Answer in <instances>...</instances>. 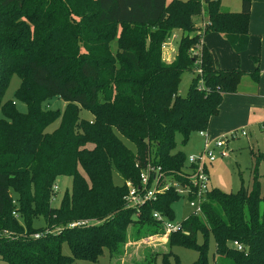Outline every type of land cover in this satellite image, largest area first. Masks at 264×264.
<instances>
[{"label": "trees", "instance_id": "1", "mask_svg": "<svg viewBox=\"0 0 264 264\" xmlns=\"http://www.w3.org/2000/svg\"><path fill=\"white\" fill-rule=\"evenodd\" d=\"M251 7L252 0H242L240 12L224 11L220 0H0V264L93 263L106 250L111 258L121 256L128 236L130 242L165 236L153 214L173 220L172 205L181 197L172 189L140 211L128 209L127 188L114 185L113 172L137 185L140 167L151 162L186 182L177 176L189 167L175 152L176 136L185 144L193 132L206 131L225 94L237 93L244 77L256 84L260 78L259 55L251 56V71L223 69L204 36L216 33L235 53L245 52ZM177 32V55L167 63L164 46ZM185 73L196 75L181 97ZM15 74L21 79L16 99L26 113L2 102ZM53 97L65 102L62 111L42 107ZM81 109L93 118L81 119ZM56 121L58 128L47 132ZM251 157V188H211L201 213L167 235L168 251L151 253L149 263L161 256L171 264L172 248L186 247L198 253L193 264H264V181L258 174L264 152L252 150ZM61 177L72 178V191L54 208ZM40 219L44 227L34 228ZM78 221L87 226L69 227ZM39 233L44 236L35 239ZM209 237L215 241L212 262Z\"/></svg>", "mask_w": 264, "mask_h": 264}, {"label": "rangeland", "instance_id": "2", "mask_svg": "<svg viewBox=\"0 0 264 264\" xmlns=\"http://www.w3.org/2000/svg\"><path fill=\"white\" fill-rule=\"evenodd\" d=\"M186 1V0H181ZM241 1L242 0H220L221 7L224 11L231 12H240L241 11ZM200 25V24H199ZM218 34L208 33L204 36L206 42H215V37ZM220 36V35H219ZM181 38L180 32L175 33L168 43H170L168 49L172 48L177 50L178 44ZM224 39V38H223ZM228 43V42H227ZM207 46V45H206ZM209 47V46H208ZM167 48V46H166ZM165 48V49H166ZM210 49V47H209ZM231 56L235 61L236 67H241L243 64V55L240 58L234 54L231 50ZM196 73H185L182 76L181 83L178 89V95L185 97L188 93L192 79ZM21 85V79L18 75H13L10 79L9 85L3 95L2 102L12 101L15 103V107L21 113L27 112V106L16 99V93ZM253 87V88H252ZM256 91V87L252 86L251 83L245 84L244 81L238 86V91L235 94H225L220 106V113L218 116L213 117L209 121V125L205 133H207V141H212L216 137L214 136H226L224 141V147L221 149H213L216 160L212 163H207V170L209 176L208 189L215 188L219 189L222 192L226 193H237L242 185L245 188L250 189L253 177H254V167L252 165L251 151H261L264 152V129L261 130L258 127L251 126L250 124H238L237 121L239 118L238 110L240 109L235 105L236 94L239 91ZM65 102L59 97H53L43 103L42 107L46 110H63L65 107ZM221 116H228L229 119L227 125H236L229 132H222L217 135H213L217 130L221 129L219 124ZM3 118V114L0 108V119ZM80 118L85 120H91L93 116L90 112L81 109ZM60 125V121H56L52 124L47 132H53ZM231 126V127H232ZM212 132V133H211ZM118 135V134H117ZM122 142L131 150H135L134 146L125 138L118 135ZM206 139L201 137L199 132H193L188 141L185 144H182V136H176V148L175 152H182L185 157V163L188 165V159L192 155H197L202 153L205 148ZM258 174L261 177L262 182L264 181V163H262L258 168ZM113 183L118 187L124 185L123 178L116 172H113ZM57 191L56 195L52 200V207L58 208L61 206L62 200L65 197L66 193H71L72 191V178L61 177L57 181ZM16 198V195L14 194ZM174 212V219L169 221L172 224L183 223L195 212V208L191 207L188 201L185 198H181L179 201L175 202L172 205ZM34 228L39 229L44 227V222L42 219L37 220L33 224ZM138 224L131 225L128 228V234L132 235ZM133 239L131 236H128V244H124L122 247V255L118 258H111L109 251L106 250L104 255L99 258L96 262H88L86 260H78L74 264H151L149 263L151 253L156 252H167L168 248L166 246L167 237L163 236L161 238L148 237L140 240L139 242H130ZM204 242V239L201 234L197 236V243L201 244ZM148 248V249H146ZM208 248H209V259L211 262L216 257L215 255V241L212 237L208 239ZM62 253L66 257L71 256V250L67 243L62 244ZM172 257L170 258V263L174 264L176 258L179 260L180 264H193L197 258L198 253L192 249L186 247H174L172 248ZM152 264H163L162 257L158 256L154 259Z\"/></svg>", "mask_w": 264, "mask_h": 264}, {"label": "built area", "instance_id": "3", "mask_svg": "<svg viewBox=\"0 0 264 264\" xmlns=\"http://www.w3.org/2000/svg\"><path fill=\"white\" fill-rule=\"evenodd\" d=\"M167 44L164 46L166 48ZM201 137H205L206 143L202 153L192 155L188 159L189 169L179 173L177 176L185 180V183L177 180L173 174L167 175L163 172L161 166L153 165L149 162L146 166L140 167V182L134 184L132 181H125L127 194L124 197L126 208L140 211L141 207L149 202H156L158 197L169 190H174L181 198H185L189 205L195 208L193 214H200L202 204L204 203L208 189V170L207 163H212L216 160L213 149H221L224 147L226 136L207 141V133L200 132ZM140 166L139 163L136 165ZM58 187L55 186V190ZM153 217L159 223H162L165 228V236L180 229L181 224H172L161 213L155 212ZM86 221H78L69 224L70 228H80L87 226ZM44 234H35L34 238L39 239ZM235 246L241 250L242 247L235 242Z\"/></svg>", "mask_w": 264, "mask_h": 264}, {"label": "crops", "instance_id": "4", "mask_svg": "<svg viewBox=\"0 0 264 264\" xmlns=\"http://www.w3.org/2000/svg\"><path fill=\"white\" fill-rule=\"evenodd\" d=\"M168 3L172 0H167ZM249 32L250 39L248 43V47L245 52L241 54H237L232 49L231 45L228 41L223 39L221 36L215 37V42H210L203 39V44L209 46L210 49H213L217 56L219 63L223 69L236 68L235 61L231 56V50H233L234 54L238 56V58L243 55V64L241 65L243 70L251 71L254 68V65L251 61V56L259 55L260 58V78L259 82L256 84L252 81L250 77H244L242 81L245 84L251 83L252 86L256 87V91H239L237 99L235 101V105L239 107L238 119L237 123L239 124H250L251 126L258 127L259 129H264V0H252L251 14H250V22H249ZM169 42V41H168ZM228 42V43H227ZM170 43H167V48L163 50V60L167 63L172 62L176 55L177 50L175 52L174 49H168ZM208 47V48H209ZM240 67V66H239ZM253 88V87H252ZM220 113V110H219ZM229 117L221 116L219 124L221 125V129L217 130L213 135L220 134L222 132H229L238 124L227 125ZM232 126V127H231ZM223 136V135H222ZM222 136H214L220 138ZM254 151V150H253Z\"/></svg>", "mask_w": 264, "mask_h": 264}]
</instances>
